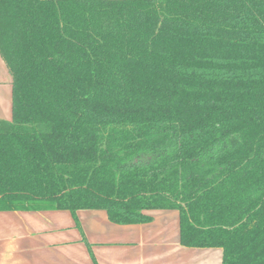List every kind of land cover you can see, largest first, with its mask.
<instances>
[{
	"label": "trees",
	"instance_id": "trees-1",
	"mask_svg": "<svg viewBox=\"0 0 264 264\" xmlns=\"http://www.w3.org/2000/svg\"><path fill=\"white\" fill-rule=\"evenodd\" d=\"M0 55V211H177L264 264V0H0Z\"/></svg>",
	"mask_w": 264,
	"mask_h": 264
},
{
	"label": "crops",
	"instance_id": "crops-1",
	"mask_svg": "<svg viewBox=\"0 0 264 264\" xmlns=\"http://www.w3.org/2000/svg\"><path fill=\"white\" fill-rule=\"evenodd\" d=\"M12 87L0 55V120H12ZM146 214L149 223L119 225L104 210L0 211V264H222L221 249L180 244L177 211Z\"/></svg>",
	"mask_w": 264,
	"mask_h": 264
}]
</instances>
